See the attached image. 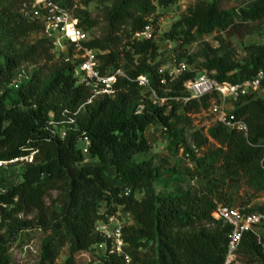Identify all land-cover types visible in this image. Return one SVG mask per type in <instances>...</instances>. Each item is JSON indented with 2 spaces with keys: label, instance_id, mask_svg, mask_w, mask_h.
<instances>
[{
  "label": "trees",
  "instance_id": "1",
  "mask_svg": "<svg viewBox=\"0 0 264 264\" xmlns=\"http://www.w3.org/2000/svg\"><path fill=\"white\" fill-rule=\"evenodd\" d=\"M56 1L70 10L71 0ZM97 1L109 4L103 16L104 31L100 38L89 39L85 47L101 53L97 56L100 75L120 72L122 76L115 78L112 97L84 105L89 92L75 84L72 67L51 52L48 41L40 36L37 22L20 16L21 6L30 0H0L1 42L37 36L24 53L0 54V162L33 153L31 163L19 168L15 181L9 173L0 178L4 189L0 194V264H10L8 252L14 237L31 229L49 234L40 247L39 264H54L62 248L67 251L64 264H75L73 256L86 251L98 254V264H123L122 255L95 250L101 243L94 232L96 223L117 213L123 220L122 254L129 264H223L229 229L211 217L214 202L221 203L215 185L205 180L202 191L192 195L155 194L152 185L167 188L166 179L171 181L173 171L161 173L148 160L135 161L149 152L143 138L147 128L156 130L168 150L175 148L181 144L177 137L180 120L206 109L213 99L204 96L184 103L187 95L183 85L197 73L189 71L173 79L159 73L153 64L157 56L155 41L134 38L145 27L151 28L150 18L156 8H166L180 0L84 3ZM246 1L249 3L243 8L227 10H220L216 0L196 1L185 16L170 25L164 40L178 47L190 46L216 33V47L203 44L205 55L196 69L218 84L250 81L258 72H264V46L240 65L231 60L225 45L229 38H243L244 24L264 17V0ZM72 14L83 32L94 26L85 13ZM151 36L155 37L152 30ZM186 62L191 63L190 58ZM25 63L48 65V82L39 88L33 76L8 91L2 84L10 85L14 71ZM138 77L146 79L147 87L137 86ZM77 110L73 129L65 130L59 139L48 123L56 122L63 112L71 115ZM225 114L227 120L241 122L245 132L227 129L220 123L209 128L206 136L190 129L188 137L195 150L204 148L207 138L220 147L199 160L190 155V163L200 177L212 170L215 156L227 178H240L248 186L264 191V100L253 94L240 97L226 106ZM183 122L189 125L187 119ZM81 139L88 142L85 154L77 147ZM85 158L96 164L83 165ZM122 189H127L130 196L118 197ZM134 192H142V198L134 200ZM50 193L56 194L57 212L52 202L46 205ZM219 205L232 207L228 202ZM29 216L32 218L27 220ZM194 229L197 231L190 233ZM230 264H264V253L250 233L242 235Z\"/></svg>",
  "mask_w": 264,
  "mask_h": 264
},
{
  "label": "rangeland",
  "instance_id": "2",
  "mask_svg": "<svg viewBox=\"0 0 264 264\" xmlns=\"http://www.w3.org/2000/svg\"><path fill=\"white\" fill-rule=\"evenodd\" d=\"M196 1L209 3L214 0H180L176 4L166 8H156L150 18L152 22L151 30L155 35L154 40L157 44V56L153 64L158 66L159 73H166L171 79L178 76L176 73V66L179 63H184L188 70L193 71L194 74L203 72L196 69V65L203 62L205 55L203 44L210 48L216 47V38L219 36L216 33L203 37L190 46L178 47L175 42L164 40L163 34L168 31L170 25L185 16L187 10H189ZM216 1L220 10L243 8L249 3L246 0ZM108 8L109 4L104 2L84 3V0H71L70 10L73 13H85L88 18L94 22V26L87 30L86 34L89 39H96L100 38L101 33L104 31L103 16ZM243 31L244 36L241 40L229 38L225 41V45L230 50L231 60L240 65L246 63L251 55L264 46V17L257 22L244 24ZM220 35L223 37V33H220ZM36 40L37 36H30L27 39L14 42L7 39L3 42L0 41V54L24 53L28 49V46L33 44ZM51 52L57 56L55 52ZM178 56L181 57L177 59ZM187 58H190L191 63L186 62ZM49 70L50 68L48 65H31L25 63L14 71V78L10 85H5V82L2 85L5 86L8 91L14 90L12 87L22 80H29L34 76V79L38 80L37 84L40 88L48 82L50 75ZM1 91L0 89V93ZM9 97L11 99L14 98L12 93H9ZM163 102L164 100L160 101L159 104L162 105ZM8 106L9 101H6L5 107L7 108ZM166 109L169 110L170 107ZM20 110L22 109L20 108ZM179 112L177 114H180ZM77 114L78 110L71 114L73 115L74 123ZM183 118L189 121V125L183 122L184 119L180 120L182 123L177 125V137L180 139L181 144L170 150L167 149V144L159 138L156 130L153 128H147L143 133V138L149 146V152L143 157H136L135 161L148 160L152 162L153 167L157 168L161 173L173 171V175L170 177L171 181H169L168 178L166 179L168 180L167 188L152 185L154 193L192 195L202 191V183L206 180L215 185L216 195L221 199V203L228 202V205L232 207L240 208L244 206L253 211H264V191H258L257 188L248 186L245 181L240 178H227L226 175L222 174L220 171L217 157L214 156L212 158V170L201 173L200 177L197 176L196 172H198V170L190 163L189 156L191 155L194 160H199L206 155L215 153L220 147L207 138L206 146L199 150H195L189 141V130H198L203 136H206L207 130L215 125L216 116L209 112V106L207 105L206 109H199L196 112L185 115ZM62 120L63 118L59 117L56 122ZM65 128L66 126L64 125H56L53 127V130L58 132ZM77 147L81 149L82 145L77 143ZM82 164H96V161L85 158ZM132 198L134 200H140L142 198V192L132 193ZM51 202L53 203L52 209L57 212L58 207L55 203V193H50L46 198V205L50 206ZM221 203L214 202L215 206ZM31 218L32 216H29L27 220ZM118 222H123V220L118 219ZM196 231L197 229H194L191 230L190 233ZM48 236V233L38 229H31L26 232L18 233L16 237H14L13 244L9 247L10 264H39V250ZM66 257V248L60 249L54 264H64ZM97 258L98 254L92 251L77 253L73 256L75 264H98Z\"/></svg>",
  "mask_w": 264,
  "mask_h": 264
},
{
  "label": "built area",
  "instance_id": "3",
  "mask_svg": "<svg viewBox=\"0 0 264 264\" xmlns=\"http://www.w3.org/2000/svg\"><path fill=\"white\" fill-rule=\"evenodd\" d=\"M19 14L25 20L37 22L40 26L41 38L48 41L51 50L57 54V57L60 56L63 63L72 67V78L75 80V84L82 86L89 92V97L84 105H89L98 98L113 96L112 86L115 78L122 75L120 72H115L109 76L100 75L97 56L101 53L85 47L89 38L77 26V21L71 10L59 5L56 0H30L28 4L21 6ZM134 38L136 40L155 41V38L151 36L150 27H145ZM186 72L189 70L184 63L177 64L176 73L178 75ZM262 81H264V72H258L252 80L238 85L218 84L204 72H198L193 79L183 85L187 97L182 101L185 103L197 101L204 96H213V99L209 101V112L216 116V123H220L227 129L244 133L245 127L241 122L227 120L226 106L236 102L240 97L250 94L264 100ZM135 82L139 87H147L144 77L136 78ZM61 117L63 120L60 122L48 123L51 127L66 126L65 129L55 133L59 139L64 137L65 130H72L74 127L73 115L70 116L67 112H63ZM80 143L82 144V153L85 154L88 142L86 139H81ZM32 155L33 153H30L27 157L0 162V178H4L9 173L15 181L19 168L24 164L31 163ZM3 193L4 189L0 187V194ZM129 196L130 193L127 189L120 190L118 195V197L123 198ZM118 217L119 214L117 213L116 216L107 218L105 222L96 223L94 232L100 237L101 243L95 246V250L100 254L106 252L117 256L122 255L123 264H129V259L122 254L123 244L120 237L122 222H118ZM211 217L215 221H221L229 229L226 236V252L223 264H230L242 235L246 233H250L254 237L256 245L264 253V228H262L264 213L248 212L244 208L217 205Z\"/></svg>",
  "mask_w": 264,
  "mask_h": 264
}]
</instances>
